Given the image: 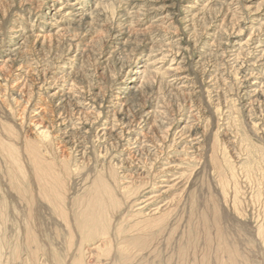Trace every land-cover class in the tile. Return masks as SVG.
<instances>
[{"label":"rangeland","instance_id":"1","mask_svg":"<svg viewBox=\"0 0 264 264\" xmlns=\"http://www.w3.org/2000/svg\"><path fill=\"white\" fill-rule=\"evenodd\" d=\"M0 264H264V0H0Z\"/></svg>","mask_w":264,"mask_h":264},{"label":"bare ground","instance_id":"2","mask_svg":"<svg viewBox=\"0 0 264 264\" xmlns=\"http://www.w3.org/2000/svg\"><path fill=\"white\" fill-rule=\"evenodd\" d=\"M67 7V6H66ZM70 10V9H69ZM63 11V10H62ZM85 19V18H84ZM211 45V44H210ZM14 50V49H13ZM12 50V51H13ZM136 72V71H135ZM134 74H136V75H139V73H134ZM136 80L134 79V80H132L131 82H135ZM56 83V82H55ZM188 85V84H187ZM65 86V85H64ZM128 88V87H127ZM252 88V87H251ZM130 89V88H129ZM254 89V88H253ZM251 90V89H250ZM121 92V91H120ZM254 92V95H257V92L258 91H253ZM126 94V93H125ZM59 94L58 93H54L53 95H51V97H52V99H54V98H56V97H58L59 98V96H58ZM61 96V95H60ZM257 98V97H256ZM60 100V99H59ZM60 119H59V122L57 123V126H58V128H59V130H58V135H56V138L57 139H59L60 140V142L59 143H57V145H60L61 147H63L64 145H69L70 143H71V139H72V136H73V134H76V132H75V130H74V128L72 127H70V129L68 128V124H69V119H65V118H61V117H59ZM58 119V118H57ZM171 120V119H170ZM79 123V122H78ZM125 124V123H124ZM121 125V124H120ZM160 125V124H159ZM122 128H126V125H123L122 126ZM131 128V127H130ZM111 129V128H110ZM110 129H107V128H102V129H100L99 130V133H101V136L102 137H111V135H109L108 134V131L110 130ZM167 130V129H166ZM112 131V130H111ZM52 132V131H51ZM118 133V132H117ZM126 134V133H125ZM129 133H128V131H127V135H128ZM83 134L81 133V136H82ZM114 135V134H113ZM100 136V137H101ZM43 137V136H42ZM130 138H132V137H130ZM179 143L182 141V140H186V139H188V141H189V143L193 140L192 138H193V135L191 134V133H189V132H186L185 131V133L183 132L179 137ZM195 138V137H194ZM45 140H47L46 138H45ZM50 140V139H49ZM142 140V139H141ZM32 141V140H31ZM131 141V145H135V146H132V148L130 147V149H129V151H130V154L132 155V154H136V152H137V150L139 149L138 147H140V146H137V143H138V139L136 138V139H134V140H130ZM134 143H133V142ZM263 141V140H262ZM46 142V141H45ZM38 143V142H37ZM62 145H61V144ZM183 144V143H182ZM40 145V144H39ZM44 145V144H43ZM185 145V144H184ZM189 145V144H188ZM186 146V145H185ZM186 147H188V148H192V147H189V146H186ZM75 148H76V146H75ZM32 149V148H31ZM100 149V148H99ZM141 149V148H140ZM127 150V149H126ZM188 150V149H187ZM39 151H41V150H39L38 149V153H39ZM27 152V151H26ZM30 152V151H29ZM28 153V152H27ZM38 153L37 152H35L34 153V156L32 157V164H33V167H34V170H35V172H36V174H37V178H38V182H40V186H41V191H42V193H44L46 196H51V197H53V196H55L56 198H57V200H58V202H59V200H60V196H61V194L60 193H58L57 191H56V189H55V181H53V180H55L56 178L53 176V174H54V172L53 171H51V166H50V163H48L47 161H45V159L44 160H42L41 158H40V156L39 155H41L40 153H42V152H40L39 153V155H38ZM32 154V153H31ZM84 155V154H83ZM32 156V155H31ZM135 156V155H134ZM133 157V156H132ZM47 159V158H46ZM15 160V159H14ZM178 160V159H177ZM46 162V163H45ZM122 163H121V165L122 166H125V168H126V161L125 160H122L121 161ZM176 161H172V163H175ZM170 164V163H169ZM174 165V164H173ZM168 167L167 168H165V169H163L162 171H160V173H161V175H163V176H166V175H168V174H173L172 175V177H176L177 176V173H174L172 170H177V167H174V166H171V165H167ZM176 166H178V165H176ZM131 167H133V166H131ZM54 170V169H53ZM52 172H53V174H52ZM135 172H137V171H135ZM57 173V172H56ZM152 173V172H151ZM158 173V172H157ZM59 174V173H58ZM58 174H57V176H58ZM180 174V173H179ZM56 176V175H55ZM56 176V177H57ZM124 176V175H123ZM122 176V177H123ZM135 176V175H134ZM181 177L182 176H178L177 178H172L171 180H168V179H163L162 181H160L161 183H165V184H169V183H171V182H176V180L177 181H181ZM131 177L130 176H128L127 175V177H126V179H130ZM123 179H125V178H123ZM170 179V178H169ZM36 180V179H35ZM52 180V181H51ZM64 180V179H63ZM135 180V179H134ZM126 181V180H125ZM139 181V180H138ZM10 182V181H9ZM56 182H57V180H56ZM59 182H61V181H59ZM64 182V181H63ZM95 182V181H94ZM97 182V181H96ZM128 183H129V181H128ZM60 184H63V183H60ZM59 184V185H60ZM130 184V183H129ZM58 185V187H60ZM127 185V184H126ZM131 185V184H130ZM57 186V185H56ZM63 186H64V184H63ZM98 186V185H97ZM157 186V185H156ZM107 187V186H106ZM173 187V186H172ZM172 187H167V189H170V188H172ZM157 188H166V187H164V186H162V185H160V186H157V187H155V189H157ZM95 189V188H94ZM103 189V188H102ZM127 189V188H126ZM100 190V189H99ZM20 191V190H19ZM69 191V190H68ZM104 191V190H103ZM163 191H164V189H163ZM40 192V191H39ZM94 192H96V190L94 191ZM90 193V192H89ZM105 195L107 194V196H109V198L110 199H112L113 197L111 196V193H109V191H107V189H105ZM39 194V193H38ZM43 194V195H44ZM95 194V193H94ZM101 194H102V192H101ZM90 196V195H89ZM156 197H157V195H156ZM86 198V197H85ZM61 201V200H60ZM54 202H55V200H54ZM73 202V201H72ZM56 203V202H55ZM136 203V202H135ZM57 204V203H56ZM72 204V203H71ZM84 204H85V202H84ZM58 205V204H57ZM139 205V204H138ZM53 206V205H52ZM54 207V206H53ZM58 207H59V205H58ZM168 207H169V205H168ZM59 208H61V207H59ZM166 208V207H165ZM141 210V209H140ZM140 210H138L137 211V213H136V215H132V216H129V218H131V219H136V218H139V215H142V212L140 211ZM164 210V209H163ZM160 211V210H159ZM78 214V213H77ZM153 214V213H152ZM163 214V213H162ZM104 215H105V208H104V206H103V203H102V201H101V198H100V196H99V194L98 193H96L94 196L92 195V197H89V199H88V201L86 202V204H85V206H83L82 208H81V210L79 211V215H78V220H76V222H77V227H78V229L81 231V232H86V231H88L89 230V232L85 235L86 236V238L87 239H91V238H93L92 236H93V234H94V230H95V228L97 229H99L100 227H103V225H104V222H106V220H104L105 218H104ZM157 215V214H156ZM68 218V217H67ZM64 219H66V218H64ZM124 219V218H123ZM147 219V218H146ZM149 219V218H148ZM164 219V218H163ZM70 221V220H69ZM125 221V220H124ZM127 221H129V220H127ZM145 223V222H144ZM137 224V223H136ZM138 224H141L140 222L138 223ZM261 225V224H260ZM106 228V227H105ZM105 228L104 229H102V231H104L105 230ZM137 229V228H136ZM140 229V228H139ZM92 230H93V232H92ZM137 231H139V230H137ZM80 232V233H81ZM96 233V232H95ZM99 242V241H98ZM132 242L134 243H137L138 241H137V239L136 238H134L133 240H132ZM103 244V243H102ZM98 246H96L95 248H97ZM88 250H92V249H88ZM93 251V250H92ZM91 251V252H92ZM149 252V251H148ZM88 253V252H87ZM135 259V258H134Z\"/></svg>","mask_w":264,"mask_h":264}]
</instances>
